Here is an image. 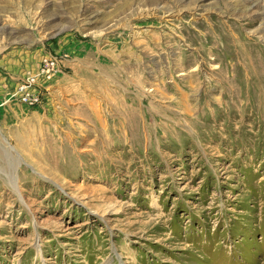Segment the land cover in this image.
<instances>
[{"label": "rangeland", "instance_id": "374dc122", "mask_svg": "<svg viewBox=\"0 0 264 264\" xmlns=\"http://www.w3.org/2000/svg\"><path fill=\"white\" fill-rule=\"evenodd\" d=\"M0 264H264V0H0Z\"/></svg>", "mask_w": 264, "mask_h": 264}, {"label": "bare ground", "instance_id": "6f19581e", "mask_svg": "<svg viewBox=\"0 0 264 264\" xmlns=\"http://www.w3.org/2000/svg\"><path fill=\"white\" fill-rule=\"evenodd\" d=\"M204 35V34H203ZM202 35V33H201V36H203ZM204 58V57H203ZM205 60V59H204ZM204 62V61H203ZM242 65V64H241ZM201 68V67H200ZM193 71V70H192ZM228 73H230V69L228 70ZM192 74V73H191ZM197 74V73H196ZM183 75V74H182ZM193 86V85H192ZM191 86V87H192ZM195 86V85H194ZM197 87V86H196ZM22 92V91H21ZM4 159H5V157H4ZM6 159H8V162H7V164H8V167L10 168V170H13L15 167H16V165H17V159H16V157L15 156H11V155H7V158ZM9 179H10V181H11V177H9Z\"/></svg>", "mask_w": 264, "mask_h": 264}, {"label": "built area", "instance_id": "2783aa9c", "mask_svg": "<svg viewBox=\"0 0 264 264\" xmlns=\"http://www.w3.org/2000/svg\"><path fill=\"white\" fill-rule=\"evenodd\" d=\"M46 65L49 67V66H51V65H53V64L51 63V64H46ZM43 73H47V72H44V71H43ZM32 82H34V80H31L30 78H28L27 81L25 82V84H26V85H27V84H28V85H31ZM23 87H24V86H23ZM27 88H28V87H24V89H27ZM20 91H23V89L20 90ZM25 94H26V93H25ZM26 95H27V94H26Z\"/></svg>", "mask_w": 264, "mask_h": 264}]
</instances>
